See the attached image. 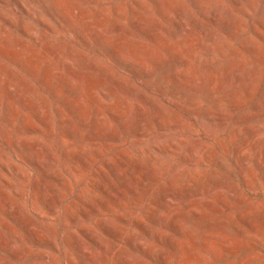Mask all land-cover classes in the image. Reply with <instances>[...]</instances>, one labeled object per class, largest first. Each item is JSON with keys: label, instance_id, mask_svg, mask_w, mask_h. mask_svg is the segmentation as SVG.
I'll list each match as a JSON object with an SVG mask.
<instances>
[{"label": "rangeland", "instance_id": "374dc122", "mask_svg": "<svg viewBox=\"0 0 264 264\" xmlns=\"http://www.w3.org/2000/svg\"><path fill=\"white\" fill-rule=\"evenodd\" d=\"M0 264H264V0H0Z\"/></svg>", "mask_w": 264, "mask_h": 264}]
</instances>
